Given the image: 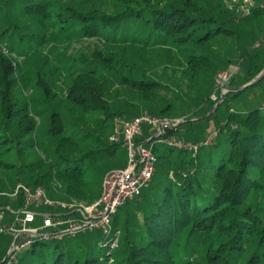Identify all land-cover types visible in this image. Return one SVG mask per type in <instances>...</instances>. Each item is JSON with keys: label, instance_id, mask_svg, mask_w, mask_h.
<instances>
[{"label": "trees", "instance_id": "trees-1", "mask_svg": "<svg viewBox=\"0 0 264 264\" xmlns=\"http://www.w3.org/2000/svg\"><path fill=\"white\" fill-rule=\"evenodd\" d=\"M113 2V9L105 11L95 0H0V169L24 176L13 190L18 184L60 189L66 200L92 203L104 177L97 174L98 164L122 147L111 140L116 119L129 120L144 111L173 119L190 112L196 121L185 116L181 129L165 127L158 137L143 126L138 141L150 139L155 173L139 196L112 215L109 234L94 230L69 239L36 240L13 264H264V74L241 91L231 90L264 71V26L255 29V19L264 17L261 1L255 0L250 16L235 15L223 0ZM17 15L27 18L24 24L13 22ZM248 20L254 23L242 24ZM48 27L53 36L71 29L75 41L105 42L87 54H62L63 97L43 74L30 75L17 60L30 57L17 54L25 45L46 42ZM255 30L259 34L251 37ZM152 38L151 51L158 53L146 54L143 49ZM225 46L231 57L217 60L216 49ZM233 63L238 70L224 84L221 106L226 108L219 113L217 134L203 144L215 105L210 96L221 99L216 76ZM176 66L181 77L168 73ZM155 67H161L163 80L150 74ZM186 77L197 84L193 106L183 97ZM115 85L137 94L139 104L116 102L111 95ZM247 91L250 106L240 99ZM33 106L46 113L44 126ZM37 137H45L54 159L16 166L12 160H23L34 150ZM170 139L202 144L190 152L169 145ZM7 206L20 208L21 196H0V209ZM13 219L7 212L5 222ZM116 231L117 246L110 249ZM12 239L0 234V264Z\"/></svg>", "mask_w": 264, "mask_h": 264}, {"label": "built area", "instance_id": "built-area-1", "mask_svg": "<svg viewBox=\"0 0 264 264\" xmlns=\"http://www.w3.org/2000/svg\"><path fill=\"white\" fill-rule=\"evenodd\" d=\"M259 7L264 10V2L260 0ZM228 8H234L242 16H250L255 8V0H228ZM3 52H6L3 49ZM231 76L228 72L217 75V86L222 94L227 91L224 84ZM215 97V96H214ZM185 117L167 120L158 119L143 113L129 120L116 119L112 141L121 143L126 149V165L119 169L109 170L101 182L100 195L92 203L77 199L51 200L42 187H29L18 184L9 197L22 198V206L16 210L9 206L0 209V234L13 237L5 264H13L16 256L36 241L63 240L75 237L88 231L99 230L104 234L111 232V218L117 209L127 201L139 196L147 188L154 176L156 156L152 152L150 139L148 142L138 141L142 135L143 126H148L158 137L165 127L175 128L182 124ZM217 131L213 127L205 136L203 144H207ZM167 143L171 146L187 151H196L198 146L188 143H178L172 139ZM40 206L49 210L47 214H38L33 207ZM14 216L13 221L5 222L6 213ZM37 217L41 218L40 224L35 225ZM110 249L117 246L119 231L114 233ZM24 236L22 239L21 237Z\"/></svg>", "mask_w": 264, "mask_h": 264}, {"label": "rangeland", "instance_id": "rangeland-1", "mask_svg": "<svg viewBox=\"0 0 264 264\" xmlns=\"http://www.w3.org/2000/svg\"><path fill=\"white\" fill-rule=\"evenodd\" d=\"M226 1L228 0H223V2L226 4ZM264 2V0H263ZM96 6L99 7L102 10L105 11H110L113 8L114 2L113 0H95ZM227 6V4H226ZM230 12H234L235 15H240L241 14L237 13L235 11L234 8H228V6L226 7ZM15 21L13 22H19L20 24H24V21L27 19L26 17H22V16H13V18ZM252 21V20H251ZM251 21L248 20V22H244L242 21V24H249ZM254 21V20H253ZM252 21V22H253ZM254 23V22H253ZM255 25H257V27H255L256 30H258L259 28H262L264 26V17L259 18V19H255ZM61 25L58 24V26H56L55 28L58 29ZM64 26V24H63ZM49 28V27H48ZM53 28H49L45 31V35H46V42L44 44H38V41H34L32 42L30 45H25L23 48L19 49L17 54L18 55H26L30 56L28 58L22 57V58H18L17 60L20 62V64L22 65V70H27V72L31 75L32 73H36V72H40V74H43L45 80L47 82H49L52 90L55 91L59 97H63L64 93H65V85H66V81H64V69L62 67H64L65 65L59 63V60L61 57H65L62 54H66L68 55H75V54H79V53H89L91 50H94L95 48H104L105 47V42L96 38H82L80 40L75 41V36L73 34V30H67L66 32H64L63 34H55L50 35L51 31ZM0 30H1V26H0ZM253 31L251 35L252 36H256V34H259V31ZM24 31H27V29H24ZM37 34H40L38 30H36ZM56 36V37H55ZM229 42H231L230 40H228ZM264 41V35H263V39L260 40V42ZM154 42L155 40L152 38L151 41H147L146 46L143 49V52H145L146 54L149 53L151 51V48L154 47ZM143 46V44H142ZM36 49V51H33V49ZM215 48H217V45L215 44ZM243 47L240 45V51H242ZM115 53L117 52V47L112 49ZM189 52L191 53L192 49H188ZM3 51V50H2ZM173 51V50H172ZM175 55H179L177 54L176 51H173ZM217 52V60L218 59H227L228 57H231L230 52L227 51V46L216 49ZM60 53V54H59ZM151 53H158L157 51L153 50L151 51ZM5 54V53H4ZM6 55V54H5ZM236 58V57H235ZM223 64V63H222ZM173 67V66H171ZM161 67H155L154 70L152 72H150V74L152 76H156L157 79L159 80H163L164 76L162 74V72L160 71ZM237 67L235 66V64L233 63L232 65L229 66L228 68V73L231 74V76L235 75L237 73ZM168 73L170 75H174L176 77H181V68L180 66H176L175 68H170L168 70ZM33 77V76H32ZM184 82H182V86H183V97L187 98V102H189L190 106H193L194 104V99L196 97V95H198V93L196 92V87L197 84L194 83L193 81L189 80L187 77L186 78H182ZM217 79V76H216ZM190 85V86H189ZM217 85V84H216ZM53 86V87H52ZM173 87V86H172ZM218 88V86H217ZM174 89V87H173ZM218 90L220 91V89L218 88ZM162 94L168 96V97H172V94L170 91H166L165 89L161 88L160 91ZM227 91H224L221 94V99H217V97L215 96V94H211L210 98L211 100L215 101V105L213 110H211L212 113V119H210V121L208 122V127L209 129L207 130V133L217 125V123L220 120V115L219 113L224 112L225 111V105L221 104L223 103L224 99H225V93ZM249 92L247 91L245 93H243L240 97V99L242 100V103H244V106H250L252 105L250 102V97H249ZM26 93V92H25ZM115 94V95H114ZM33 95L32 90L27 91V96L28 98H32L31 96ZM111 95L117 99V101L122 102L124 100H126L129 103H134V104H139V98L137 96V94L130 92L129 89H127L126 87L123 86H117L115 85L112 89H111ZM215 96V97H214ZM114 101V100H112ZM264 104H262L263 106ZM47 106V105H46ZM234 106H236L234 104ZM237 107V106H236ZM43 107H41L42 109ZM219 108V110H218ZM46 109V107L44 108ZM43 109V110H44ZM33 114L36 116L35 118L37 119V121H39V119H41L42 123L41 126H44V123H46V119L45 116L46 113L45 112H38L36 107L33 106V110H32ZM143 113H147L146 111L142 112ZM218 113V114H217ZM148 114V113H147ZM179 114H176V116L172 119H167V120H174V119H179L182 117H189L188 119H191V121H196V119L193 117V115L190 114V112H186L184 115H180L178 117ZM211 115V114H209ZM39 116V117H38ZM158 119H160L159 117H156ZM193 118V119H192ZM179 124L176 127L180 128ZM181 129V128H180ZM206 133V135H207ZM205 135V136H206ZM45 137H37V144L34 148V150H29L27 151V155L23 158V160H12L13 163L16 166H19L21 162H35L37 160H43V161H47L54 159V155L52 154V151L49 150V148L46 146L45 144ZM178 143H183L181 140H175ZM127 162V153H126V149L123 147H119L116 151V155L112 158H108L105 161H102L101 163H99V167L97 170V174H99V178L103 177L104 174L111 169H119L122 168L126 165ZM23 175H19L17 173L16 170H11V171H5L3 169H0V196H9V194H11L13 191L14 186L17 184V182L19 181H23L24 179ZM155 178V177H154ZM102 182V181H101ZM100 180L98 181L97 185L95 188H99L100 184H101ZM56 184H53V186ZM58 186V185H56ZM44 189V188H43ZM46 194L48 195V197L51 200H66L65 197L63 196V194L60 192V189L57 192H54L53 189L51 188L49 191H47L46 189H44ZM12 191V192H11ZM11 192V193H9ZM79 201H83L86 202L85 200H81V199H77ZM87 203V202H86ZM33 210H35L36 213L38 214H47L49 212V210H47L46 208L40 206V208H33ZM41 221L40 217H37L36 219V223L35 225H39ZM263 222H264V217H263Z\"/></svg>", "mask_w": 264, "mask_h": 264}, {"label": "water", "instance_id": "water-1", "mask_svg": "<svg viewBox=\"0 0 264 264\" xmlns=\"http://www.w3.org/2000/svg\"><path fill=\"white\" fill-rule=\"evenodd\" d=\"M264 74V71L257 77L255 78L252 82L248 83L247 85L241 87V88H238V89H231V90H234V91H241L243 90L244 88L248 87V86H251L253 83H255L257 80H259L261 78V76ZM148 142V141H147Z\"/></svg>", "mask_w": 264, "mask_h": 264}]
</instances>
